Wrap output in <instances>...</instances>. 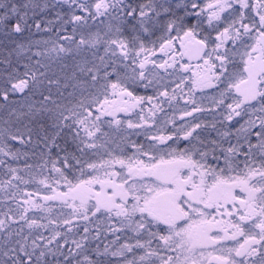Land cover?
Masks as SVG:
<instances>
[{
    "label": "snow or ice",
    "instance_id": "obj_1",
    "mask_svg": "<svg viewBox=\"0 0 264 264\" xmlns=\"http://www.w3.org/2000/svg\"><path fill=\"white\" fill-rule=\"evenodd\" d=\"M0 264H264V0H0Z\"/></svg>",
    "mask_w": 264,
    "mask_h": 264
}]
</instances>
